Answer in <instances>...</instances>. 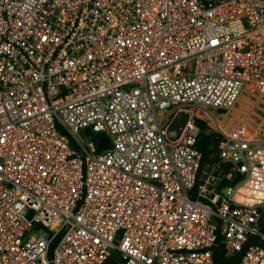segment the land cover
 Listing matches in <instances>:
<instances>
[{
  "label": "built area",
  "instance_id": "2783aa9c",
  "mask_svg": "<svg viewBox=\"0 0 264 264\" xmlns=\"http://www.w3.org/2000/svg\"><path fill=\"white\" fill-rule=\"evenodd\" d=\"M253 89L264 0H0V264H264Z\"/></svg>",
  "mask_w": 264,
  "mask_h": 264
},
{
  "label": "trees",
  "instance_id": "16d2710c",
  "mask_svg": "<svg viewBox=\"0 0 264 264\" xmlns=\"http://www.w3.org/2000/svg\"><path fill=\"white\" fill-rule=\"evenodd\" d=\"M197 121L202 129L201 135L203 136L199 142V148L202 151L201 168H203L204 165L211 164L218 160L217 149L221 134L208 129L205 121L201 119H197ZM240 256L241 253L233 256H227L222 244L217 245L214 250V259L216 264H237Z\"/></svg>",
  "mask_w": 264,
  "mask_h": 264
},
{
  "label": "rangeland",
  "instance_id": "374dc122",
  "mask_svg": "<svg viewBox=\"0 0 264 264\" xmlns=\"http://www.w3.org/2000/svg\"><path fill=\"white\" fill-rule=\"evenodd\" d=\"M252 91H255V93L245 92L240 97V105H242V108H247L248 110L246 117L248 122L256 127H264V91L261 89H253ZM244 112L246 111L244 110ZM199 119L206 122L208 129L215 130V122L211 118L203 114L202 118ZM79 136L85 142L91 139V136L84 132V130L79 133ZM207 167L208 165L203 166L202 174L205 173Z\"/></svg>",
  "mask_w": 264,
  "mask_h": 264
},
{
  "label": "water",
  "instance_id": "95a60500",
  "mask_svg": "<svg viewBox=\"0 0 264 264\" xmlns=\"http://www.w3.org/2000/svg\"><path fill=\"white\" fill-rule=\"evenodd\" d=\"M188 116L189 114L186 111H180L175 115L168 126V134L171 138H175L180 134L181 128L187 121ZM86 131L92 133L89 129H87ZM94 137L98 141L101 148H105L109 143V137L106 134L96 133L94 134ZM202 137V135L199 137L197 143L201 141Z\"/></svg>",
  "mask_w": 264,
  "mask_h": 264
},
{
  "label": "bare ground",
  "instance_id": "6f19581e",
  "mask_svg": "<svg viewBox=\"0 0 264 264\" xmlns=\"http://www.w3.org/2000/svg\"><path fill=\"white\" fill-rule=\"evenodd\" d=\"M238 196L239 199L241 200H245V197H243L240 193L236 194Z\"/></svg>",
  "mask_w": 264,
  "mask_h": 264
}]
</instances>
